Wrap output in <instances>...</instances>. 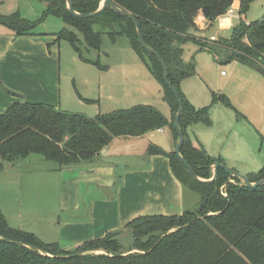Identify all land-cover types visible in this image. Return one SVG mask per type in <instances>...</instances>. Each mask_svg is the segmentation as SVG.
Segmentation results:
<instances>
[{"label": "trees", "instance_id": "1", "mask_svg": "<svg viewBox=\"0 0 264 264\" xmlns=\"http://www.w3.org/2000/svg\"><path fill=\"white\" fill-rule=\"evenodd\" d=\"M41 1L47 4L46 14L61 17L67 25L57 33V40L68 39L79 51L78 33L83 36L87 50L100 49L104 31L96 30L95 26L105 29L112 39L119 35L129 37L137 55L161 83L173 115L168 118L154 106L138 104L90 117L20 99L0 112V169L31 155L55 161L60 168L90 163L115 138L142 136L163 127L172 129L176 141L178 99L164 79L159 60L139 42L133 20L110 7L95 17L83 18L70 13L66 0ZM101 1L73 0V6L78 12L90 13L98 9ZM113 1L137 18L146 44L165 59L169 79L184 102L180 117L185 137L181 153L198 176L212 177L210 166L216 161L223 163V159L193 145L187 133L189 125L210 124L211 120L208 107L196 108L181 90L183 79L196 73L195 61L184 60L183 45L195 40L199 31L196 20L204 16L205 6L211 10L207 19H213L240 2L239 14L243 17L254 0ZM0 23L16 35L36 34V23L19 13L0 14ZM197 42L217 60L221 48L229 54V59H237L264 74V19L240 24L230 40L217 46L205 47L201 41ZM213 101L232 105L225 94H214ZM151 154L169 157L172 170L184 188L200 193L201 201L195 213L185 210L182 215L147 214L134 218L126 225L133 237L127 249L118 231L65 250L57 242L46 243L32 232L11 227L0 211V264H264V185L250 188L237 178L227 183L229 174L223 168L214 182H199L190 175L175 149L167 152L151 144ZM249 178L251 181L264 178V167ZM121 181L118 175L116 185ZM99 249L106 253H94ZM133 249L140 252H132Z\"/></svg>", "mask_w": 264, "mask_h": 264}, {"label": "rangeland", "instance_id": "2", "mask_svg": "<svg viewBox=\"0 0 264 264\" xmlns=\"http://www.w3.org/2000/svg\"><path fill=\"white\" fill-rule=\"evenodd\" d=\"M46 8V2L41 0H0V14L19 13L36 23L35 31L55 32L57 37V33L67 25L61 17L46 14ZM231 10V13L213 19L203 16L196 20L198 30L210 29L196 33V41L190 40L183 45L184 60L195 61L196 73L183 79L181 90L196 108L208 107L211 120L210 124L197 122L189 125L188 136L210 155L227 160L229 165L234 163L239 172L251 177L264 167V74L237 59L226 60L219 55L217 60L212 52L202 50L197 42L201 41L205 47L217 46L221 41L230 40L240 24L264 19V0H254L243 17L239 14L238 2ZM95 29L104 31L100 49L87 50L79 33L82 43L77 44H81L80 51L68 39L56 41L62 107H67L70 112L96 117L145 103L166 115L172 113L161 83L137 55L129 37L119 35L112 39L102 27L95 26ZM212 34L216 40H211ZM214 94H225L232 105L214 102ZM150 135L153 139L149 136L142 139L115 138L102 155L121 168L143 159L142 146L148 144L149 139L151 144L160 140L159 144L167 150L173 149L172 140L175 142V139L171 128L168 127L164 133L154 130ZM55 164V161L41 155H31L22 163L18 161L0 169V211L11 227L32 232L38 237L41 231L47 232L52 239L58 237L59 218L66 217L69 211L63 210L56 182L51 181L50 167ZM43 178L48 179L44 185ZM82 199L83 210L86 200ZM200 201L199 192L185 188L187 210L195 213ZM122 233L120 238L127 249L133 237L128 229ZM132 252L140 250L133 249ZM94 253L106 251L99 249Z\"/></svg>", "mask_w": 264, "mask_h": 264}, {"label": "crops", "instance_id": "3", "mask_svg": "<svg viewBox=\"0 0 264 264\" xmlns=\"http://www.w3.org/2000/svg\"><path fill=\"white\" fill-rule=\"evenodd\" d=\"M209 29L200 28L197 34ZM54 34L55 32L36 31L34 35H16L12 29L0 23V112L20 99L68 110L67 107H62L59 48ZM212 36L215 35L210 37ZM218 52L224 59L232 60L224 49L218 48ZM244 65L262 73L248 64ZM222 75H225L224 71ZM172 115L170 113L166 116L172 118ZM166 129L168 127H163V131L156 130L164 133ZM151 132L130 138L151 137ZM151 138L153 139V135ZM189 138L193 145L200 146ZM149 141L142 146L143 159L133 165L118 168L115 162L102 155L107 147L105 146L90 163L81 162L63 168L58 163L51 166V181L55 180L63 210L69 213L66 217L59 218L58 237L52 239L45 231L38 233L39 237L46 243L57 242L63 249L70 250L85 241L104 237L109 232H125L127 223L141 215L184 213L187 207L183 183L174 174L169 157L164 154L149 155L148 145L152 140ZM159 141L154 144L165 151L175 149L173 140L171 150H167ZM146 150L147 154L144 155ZM23 161L24 159L19 162ZM223 163L237 170L234 163L229 165L225 159ZM118 175L122 177V181L116 185ZM47 182L48 179L43 185ZM82 197L86 200L83 210Z\"/></svg>", "mask_w": 264, "mask_h": 264}, {"label": "water", "instance_id": "4", "mask_svg": "<svg viewBox=\"0 0 264 264\" xmlns=\"http://www.w3.org/2000/svg\"><path fill=\"white\" fill-rule=\"evenodd\" d=\"M66 5H67V8L70 11V13H72L75 16H79V17H83V18L95 17V16L101 14L107 7H110L111 9L118 12L122 16L128 17L129 19L133 20V22L136 25V30H137L139 42L147 51H149L150 53L155 55L156 58L159 60L161 66H162V69H163L164 79H165L167 85L173 91L176 98L178 99L179 107L175 113V127H176L177 135H178L177 139L175 141V152H176L177 157L184 163L188 172L190 173V175L195 180H197L199 182H206V183L214 182L219 175V169L223 168L229 174V179H228L227 183L228 182H234V180L237 178L240 180L242 185H245V186L250 187V188H257L258 186L264 185V178L257 180V181H251L249 176H247L246 174L241 173L237 170L231 169L225 163H221L218 161L214 162L210 166V170L212 171V177L206 179V178H202L196 174L192 165L187 161V159L181 153V148H182V145L184 143V138H185L183 129H182L181 124H180V117H181V115L183 113V109H184L183 97L181 96V93L179 92V90L172 84V82L169 79V69H168V65H167L165 59L162 57V55L155 48L146 44V42L143 38V35H142L140 23L137 20V18L130 11H127L124 8L120 7L113 0H102L98 9L93 11V12H90V13H83V12L76 11L74 9V6H73V0H66ZM203 13H204L205 18H208L210 16L211 10H210L209 6L204 7ZM225 185H226V183L221 187L222 192H223V188Z\"/></svg>", "mask_w": 264, "mask_h": 264}, {"label": "built area", "instance_id": "5", "mask_svg": "<svg viewBox=\"0 0 264 264\" xmlns=\"http://www.w3.org/2000/svg\"><path fill=\"white\" fill-rule=\"evenodd\" d=\"M231 11H232V10H230L229 12H231ZM229 12H228V13H229ZM211 40H216V37H215V36H212V37H211ZM159 130H160V131H163V128H159Z\"/></svg>", "mask_w": 264, "mask_h": 264}]
</instances>
